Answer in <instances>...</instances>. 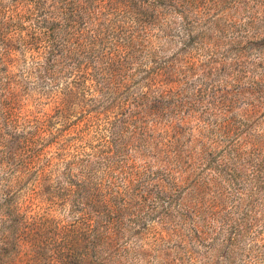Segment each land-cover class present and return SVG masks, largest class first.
<instances>
[{
  "label": "rangeland",
  "instance_id": "obj_1",
  "mask_svg": "<svg viewBox=\"0 0 264 264\" xmlns=\"http://www.w3.org/2000/svg\"><path fill=\"white\" fill-rule=\"evenodd\" d=\"M35 2L0 0V24L12 14L42 45L52 31L57 54L18 40L0 54V238L20 233L29 198V214L79 215L30 196L31 152L52 180L71 160L73 180L101 183L112 264H264V0H114L70 22ZM81 69L87 87L68 95ZM96 79L111 80L107 112Z\"/></svg>",
  "mask_w": 264,
  "mask_h": 264
},
{
  "label": "trees",
  "instance_id": "obj_2",
  "mask_svg": "<svg viewBox=\"0 0 264 264\" xmlns=\"http://www.w3.org/2000/svg\"><path fill=\"white\" fill-rule=\"evenodd\" d=\"M34 1H36L35 4L38 7L43 5L44 1L46 3L49 2L50 7L47 8L49 17L47 21L53 18L66 22H70L72 16L80 14L85 8H89V6H93L92 9H96L101 7L106 1L114 2V0ZM93 13L94 10H92V18L95 15ZM70 25L72 26V24ZM18 26L15 16L12 14L8 16L6 21L2 20L0 24V45L2 47L0 54L4 55L5 61H8L7 56L13 50L12 44L14 40L22 43V48H24L22 50L31 52V55L41 48H45L44 50H46L48 58L53 59L57 55L54 51L56 48H53L52 45V31L50 34L46 33L45 36L47 39L48 36H51V44L46 43L42 45L41 43L44 40L39 37L41 35H27L28 39H26L22 35H18ZM3 28L6 30L2 31ZM52 29L54 30V27ZM64 38L58 43V46H60L58 51L63 52L68 43ZM48 47L49 49H47ZM47 72H50L47 77L52 78L54 71L46 68L44 73L47 75ZM87 76L88 71L83 69L73 73L74 85H66L64 92L68 95L77 94V89H82V92H84L85 87H87L86 81L89 82ZM92 81L91 79V86H93ZM110 81L100 86V83L96 79L97 84L95 83V86L97 85V87L94 88L97 97H93L94 101L102 102L101 112H107L110 108L113 109V105H111L113 100L110 99V101L108 99L113 92ZM21 85L20 82H14L9 93L16 88L20 89ZM99 112L100 110L95 107L84 115L85 120L88 123L97 120ZM113 123L114 121L110 122L112 125ZM36 128L37 130L42 129L40 125H37ZM24 141L27 145L29 140L27 137H24ZM26 149L29 150L30 148L26 146ZM39 161L37 153L35 155L31 152L28 153L24 167L28 172L32 169L36 171V177L32 181L33 187L30 188V196L34 192L37 195L36 198L41 202L45 203L49 200L52 204L59 203L61 206L70 205V209L73 212L79 213V215L72 216L69 220H64L38 214L37 212V214H29L26 209L31 198L26 199V204L24 205L26 213L19 219V225H22L21 229H19L20 233L15 235L13 241L9 238V235H2L3 238H0V264H112L111 261L117 241V231L113 227V224H115L113 218L109 217L108 221L104 219L106 212L109 211V203H107V199H100L102 195L101 183L92 182L86 175L83 176V180H73L72 174L69 173L74 163L71 160L67 161L66 171L63 175L65 178L52 180L47 176V168L43 167ZM111 215L114 216L112 213ZM46 232L50 233L49 241L47 242L44 240Z\"/></svg>",
  "mask_w": 264,
  "mask_h": 264
}]
</instances>
